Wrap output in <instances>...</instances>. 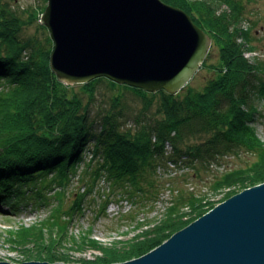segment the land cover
<instances>
[{"label":"trees","instance_id":"trees-1","mask_svg":"<svg viewBox=\"0 0 264 264\" xmlns=\"http://www.w3.org/2000/svg\"><path fill=\"white\" fill-rule=\"evenodd\" d=\"M161 1L185 11L221 46L220 64L199 90L188 83L176 94L151 93L104 77L66 85L50 68L49 33L41 42L24 34L32 24L48 31L39 23L45 6L24 20L0 0V208L15 212L32 205L33 194L47 186L63 187L79 164L94 178L104 177L137 198L150 196L146 187L153 186L152 177L165 162L213 160L239 147L254 153L263 150L247 125L254 118L253 98L264 99V65L258 69L245 57L252 48L246 29L240 27L243 0ZM201 67H207L205 62ZM104 82L118 93L113 109L91 117L95 90ZM125 93L140 103L131 116ZM200 136L203 142L195 145L192 140ZM263 182L255 180L250 187ZM158 227L130 253H113L104 264L144 255L178 231L171 220Z\"/></svg>","mask_w":264,"mask_h":264},{"label":"rangeland","instance_id":"rangeland-1","mask_svg":"<svg viewBox=\"0 0 264 264\" xmlns=\"http://www.w3.org/2000/svg\"><path fill=\"white\" fill-rule=\"evenodd\" d=\"M3 2L24 20H28L33 10L46 6V0ZM243 3L244 20L240 27L246 29L252 48L245 57L259 69L264 65V0H243ZM47 33L37 24L24 32L26 37L40 42ZM220 56V44L212 41L204 61L207 67L199 68L188 82L191 88L199 90L204 86L214 74L213 67L220 64ZM116 95L105 82L97 85L90 116L100 110H112ZM124 104L130 116L140 109V103L130 93H125ZM251 105L254 118L247 125L262 151L254 153L247 147H239L213 160L178 159L177 165L165 162L157 167L153 186L146 187L150 196L143 194L137 198L129 196L127 188H114L104 177L94 178L79 164L63 187L47 186L50 188L33 194L36 201L30 200L32 205L26 204L15 212L0 208V262L20 264L48 259L65 264H104L112 260L111 254H128L132 246L151 238L160 224L171 220L179 231L202 213L255 184V180L263 181L264 99L255 96ZM192 142L199 145L203 137ZM140 249L141 245L136 251Z\"/></svg>","mask_w":264,"mask_h":264},{"label":"water","instance_id":"water-1","mask_svg":"<svg viewBox=\"0 0 264 264\" xmlns=\"http://www.w3.org/2000/svg\"><path fill=\"white\" fill-rule=\"evenodd\" d=\"M39 23L53 44L50 68L66 85L104 77L176 94L212 45L185 11L161 0H46ZM111 264H264V182L226 199L148 253Z\"/></svg>","mask_w":264,"mask_h":264}]
</instances>
